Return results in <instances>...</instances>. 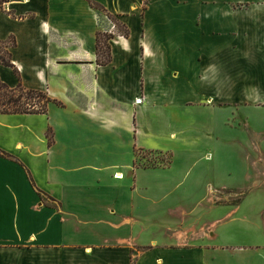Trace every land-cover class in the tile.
Instances as JSON below:
<instances>
[{
  "label": "crops",
  "instance_id": "1",
  "mask_svg": "<svg viewBox=\"0 0 264 264\" xmlns=\"http://www.w3.org/2000/svg\"><path fill=\"white\" fill-rule=\"evenodd\" d=\"M94 1L130 36L86 0H0L19 73L0 64L1 81L61 104L0 114V264H264L260 226L251 242L209 243L214 223L186 200L168 203L159 229L158 208L139 200L152 198L140 177L151 168L134 166L163 149L140 116L164 99L219 109L264 171V0ZM99 33L115 36L107 66Z\"/></svg>",
  "mask_w": 264,
  "mask_h": 264
},
{
  "label": "rangeland",
  "instance_id": "2",
  "mask_svg": "<svg viewBox=\"0 0 264 264\" xmlns=\"http://www.w3.org/2000/svg\"><path fill=\"white\" fill-rule=\"evenodd\" d=\"M240 4L248 6L250 2ZM222 115L219 109L192 103L171 105L164 99L142 111L141 124L146 129V135H142L148 141L151 138L154 147L163 149L136 154V168H151L140 177L155 186L153 199L139 200L147 212L158 208L155 212L159 229L168 203L186 200L202 223H214L217 237L209 243H248L253 241L257 226L264 235V171L252 166L247 157L242 139L245 129L223 125L219 120ZM168 159L170 165H162ZM239 204L240 210L230 215Z\"/></svg>",
  "mask_w": 264,
  "mask_h": 264
},
{
  "label": "trees",
  "instance_id": "3",
  "mask_svg": "<svg viewBox=\"0 0 264 264\" xmlns=\"http://www.w3.org/2000/svg\"><path fill=\"white\" fill-rule=\"evenodd\" d=\"M90 6L98 12L107 13L103 6L98 4L94 0H86ZM146 6L151 0H144ZM146 9V7H145ZM108 14V13H107ZM108 17L117 22L120 30V34L125 37H129L130 33L128 28L116 17L108 14ZM113 36H108L99 33L97 37V55L98 63L103 66H107L111 63V45L110 41L113 40ZM17 45L15 37H10L8 41L0 42V64L14 69L15 73L19 75L18 71L13 65L11 49ZM19 93V95H17ZM24 100V101H23ZM50 104H57L61 106L57 101L52 100L49 95L40 90H28L22 82L17 88L12 89L0 79V114H47ZM50 143H53V135H48ZM141 152V151H140ZM139 153V152H137ZM153 153V152H151ZM4 154V153H3ZM5 155V154H4ZM171 160L168 159L164 162V166L170 165ZM149 167V166H144ZM158 167V166H156Z\"/></svg>",
  "mask_w": 264,
  "mask_h": 264
},
{
  "label": "built area",
  "instance_id": "4",
  "mask_svg": "<svg viewBox=\"0 0 264 264\" xmlns=\"http://www.w3.org/2000/svg\"><path fill=\"white\" fill-rule=\"evenodd\" d=\"M112 29L115 31L117 29V26L115 24H113Z\"/></svg>",
  "mask_w": 264,
  "mask_h": 264
}]
</instances>
